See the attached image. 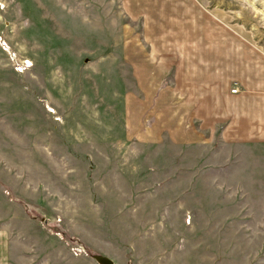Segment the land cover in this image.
<instances>
[{
	"label": "rangeland",
	"instance_id": "obj_1",
	"mask_svg": "<svg viewBox=\"0 0 264 264\" xmlns=\"http://www.w3.org/2000/svg\"><path fill=\"white\" fill-rule=\"evenodd\" d=\"M196 1L0 0V264H264V145L192 64L264 53V0Z\"/></svg>",
	"mask_w": 264,
	"mask_h": 264
},
{
	"label": "crops",
	"instance_id": "obj_2",
	"mask_svg": "<svg viewBox=\"0 0 264 264\" xmlns=\"http://www.w3.org/2000/svg\"><path fill=\"white\" fill-rule=\"evenodd\" d=\"M183 6L189 7L186 9ZM181 8L182 14L187 19L189 16L193 18L196 16L199 19L200 13L204 11L202 3L194 2V0L183 3ZM203 32L205 35V31ZM226 47L228 46L222 45L220 35L205 36L196 51L197 60L192 64L198 75L211 73L222 75L221 72L231 75L227 76L224 82L222 81L223 85L219 89H216V85L213 90L211 89L212 94L221 95L223 98L221 105L224 107L226 105L227 108L218 119L214 120V123L225 121L229 128L238 130L239 132L236 131L238 134L234 133V138H230L231 143L242 137L245 144V156H249V146L264 145V53L243 49L238 52L235 48L230 50ZM236 74L239 76L236 77ZM235 88L238 89L237 92H233ZM197 89V106L199 107L201 97L204 98L205 88L198 86ZM236 122L238 124L234 125ZM255 163V166L259 167L257 164L259 162Z\"/></svg>",
	"mask_w": 264,
	"mask_h": 264
},
{
	"label": "water",
	"instance_id": "obj_3",
	"mask_svg": "<svg viewBox=\"0 0 264 264\" xmlns=\"http://www.w3.org/2000/svg\"><path fill=\"white\" fill-rule=\"evenodd\" d=\"M94 257L100 264H114V260L106 254H95Z\"/></svg>",
	"mask_w": 264,
	"mask_h": 264
},
{
	"label": "built area",
	"instance_id": "obj_4",
	"mask_svg": "<svg viewBox=\"0 0 264 264\" xmlns=\"http://www.w3.org/2000/svg\"><path fill=\"white\" fill-rule=\"evenodd\" d=\"M237 91H238V89H237V88L233 89V92H237Z\"/></svg>",
	"mask_w": 264,
	"mask_h": 264
}]
</instances>
